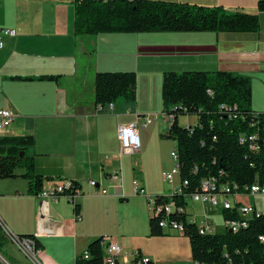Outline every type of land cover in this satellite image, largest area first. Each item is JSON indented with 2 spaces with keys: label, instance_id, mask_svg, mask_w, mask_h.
I'll return each mask as SVG.
<instances>
[{
  "label": "crops",
  "instance_id": "1",
  "mask_svg": "<svg viewBox=\"0 0 264 264\" xmlns=\"http://www.w3.org/2000/svg\"><path fill=\"white\" fill-rule=\"evenodd\" d=\"M75 1L0 0V30L17 32L2 38L0 108L17 115L11 132L33 135L29 154L35 173L52 180L44 182L43 191L50 193L62 181L80 187L72 200L50 196L49 218L42 220V198L28 193L27 180H0V220L18 236H38L40 264H75L98 238L122 248L120 264H129L138 254L152 264H196L183 233L150 235L148 200L170 197L174 190L164 179L176 166L177 150V143L166 138L172 124L163 109L164 74L222 71L248 76L253 109L264 114L260 0H151L259 14L258 33L102 34L82 41L73 32ZM99 72L136 73V102L113 110L96 106L94 79ZM43 76L59 78L37 80ZM181 119L178 123L185 127ZM130 123L137 124L140 137L135 151L123 150L117 134L119 125ZM197 123L198 118L186 128ZM91 181L97 182L95 188ZM134 181L144 194L136 193ZM189 216L197 220V215Z\"/></svg>",
  "mask_w": 264,
  "mask_h": 264
},
{
  "label": "trees",
  "instance_id": "2",
  "mask_svg": "<svg viewBox=\"0 0 264 264\" xmlns=\"http://www.w3.org/2000/svg\"><path fill=\"white\" fill-rule=\"evenodd\" d=\"M74 36L76 41L102 34L160 33H258L260 15L232 12L151 0H76ZM264 13V0L258 4ZM57 76H43L39 81H57ZM22 80H34L24 78ZM95 105L115 106L137 99V75L134 72H99L94 79ZM164 113L175 117L166 138L177 143L180 181L187 182L182 194L157 198L159 205L174 200L178 207L186 198L202 191V183L216 179L219 186L236 185L239 189L255 183L264 186V114L253 109L252 79L231 72H167L162 85ZM182 116H197L198 123L182 127ZM6 130L0 138V180L23 178L28 193L39 196L44 182L52 181L35 173L34 158L29 154L35 140L32 134ZM255 145L257 150L251 147ZM23 170L17 173V170ZM74 187L79 188L77 183ZM78 210V207H76ZM185 212L170 214L171 221L184 227L190 239L195 262L228 264H264V216L256 217L247 228L224 234L200 233ZM164 213L150 220L152 237L164 234L160 223ZM237 212L225 211L224 219L236 221ZM41 243L35 236H20ZM9 244L0 226V252ZM104 238L92 241L89 258L78 256L75 264H103ZM0 264H4L1 263Z\"/></svg>",
  "mask_w": 264,
  "mask_h": 264
},
{
  "label": "built area",
  "instance_id": "3",
  "mask_svg": "<svg viewBox=\"0 0 264 264\" xmlns=\"http://www.w3.org/2000/svg\"><path fill=\"white\" fill-rule=\"evenodd\" d=\"M98 1V0H96ZM17 32L14 29H1L0 30V48H3V37H16ZM101 107V106H100ZM110 110H113L115 105L110 104ZM17 118L16 113L8 108H0V132H4L12 127L15 120ZM165 118L169 123H173L175 117L173 115H168L165 113ZM118 139L121 142L122 149L127 151H135L140 148V137L137 131V124L130 123L126 126L119 125L118 130ZM253 150H257V147L253 145L251 147ZM178 151L176 150L173 153V158L176 161V166L174 169L164 174V179L167 183L174 185L173 193L170 197L174 196L175 194H182L183 189L187 186V182H181L176 184V178L180 180V171L178 165ZM117 179L116 176L113 177ZM90 185L92 187L97 186V182L91 181ZM135 191L138 194H144V190L139 185L137 181H134ZM80 193V187H74V183L70 181H62L54 187L52 191L46 192L43 191L39 197L42 198V214L41 219L47 220L49 218V211H48V203L47 199L51 196L55 199H59L62 197H66L69 200H72L75 195ZM103 195H107L108 191L101 190ZM251 197H264V186H261L258 183H255L251 186H245L242 189H239L236 185L229 186V185H222L219 186L216 179H207L204 180L202 183V191L200 193L192 194L191 196L187 197V203L189 200L193 201L194 203H198L203 206V222L201 225L196 223V218L193 216L189 217V221L196 224L200 233L203 235L213 234L214 235V224L213 220H211L209 215L206 213V207H210L214 210H219L222 213L223 221H224V230L236 232L241 228H247L249 222L256 217L264 216V213L259 212V210L254 206L250 198ZM148 204L152 210L153 216H159L160 214L164 213L165 219L161 221L160 227L162 228L164 233H183L184 234V227L181 223L177 221L170 220V214L175 211H181L187 213L186 205L183 207H178L174 200H170L169 203L166 205H159L156 199H149ZM236 211L239 218L234 220H226L224 219V212L225 211ZM218 213V212H217ZM189 215V214H188ZM4 229V236L5 238L15 245L23 254L24 256L30 260L33 264H40L38 261V256L41 253V249L37 248L36 241L30 238H22L16 235L13 231H11L6 225L3 226ZM53 233V231H49ZM38 239V236L35 237ZM261 244L264 245V236L260 238ZM122 248L116 243H107L105 246L104 252V259L103 264H120L119 260L122 256ZM80 257L85 259L89 258L88 252L82 254ZM129 264H152L151 259L148 257H142L139 254L135 256L134 260ZM196 264H211L205 262H196ZM215 264V263H212ZM228 264H233L232 261H229Z\"/></svg>",
  "mask_w": 264,
  "mask_h": 264
},
{
  "label": "rangeland",
  "instance_id": "4",
  "mask_svg": "<svg viewBox=\"0 0 264 264\" xmlns=\"http://www.w3.org/2000/svg\"><path fill=\"white\" fill-rule=\"evenodd\" d=\"M181 118H184L183 120L181 119V122L183 124H185V127H186L190 123H193L194 124L195 123V120L198 117L197 116H188V117L182 116ZM5 133H6L5 131L4 132H0V138L2 136H4ZM30 151H31V149L29 150V152ZM22 172H23V170H20V169L17 170V173H22ZM178 181L180 183L179 178H176V183H178ZM168 185L170 186V184H168ZM250 201H251V203L253 205H256V207L258 208L259 212H263L264 213V197H251L250 198ZM186 207H187V211H188L189 214H191V215H197V221H196V223L198 225H201L202 222H203V220H204V218H203V213H204L203 212V206H201L200 204L194 203L193 201L189 200L188 203H187V205H186ZM205 211L210 216L209 218L211 220H213V222L216 224L215 234H224V231L225 230H224V224L222 223L223 222V219H222L221 214H219V210H214V209H212V208H210V207L207 206ZM5 225L6 224L0 220V226H1V230H2L3 233H4V229H2V228ZM7 227L10 229L9 226H7ZM14 259H16V260H14ZM38 261H39V258H38ZM0 262L1 263H4V264H18V263H21V264H33L30 260H28L24 256V254L15 245H13L10 242L0 252Z\"/></svg>",
  "mask_w": 264,
  "mask_h": 264
}]
</instances>
